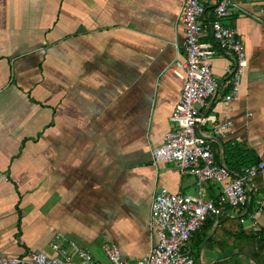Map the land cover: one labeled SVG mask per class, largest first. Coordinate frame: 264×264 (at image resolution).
Masks as SVG:
<instances>
[{
  "label": "crops",
  "instance_id": "obj_1",
  "mask_svg": "<svg viewBox=\"0 0 264 264\" xmlns=\"http://www.w3.org/2000/svg\"><path fill=\"white\" fill-rule=\"evenodd\" d=\"M182 1L0 0V257H52L58 241L99 264H109L102 246H114L132 264L156 241V191L196 192L192 177L151 158L183 86L171 71L185 56ZM263 8L248 0L223 22L238 31L247 67L238 100L225 102L228 56L212 61L218 91L197 132L219 163L238 145L264 164ZM224 121L219 138L212 127ZM253 185L248 207H220L192 236L197 264H264V170ZM202 188L207 198L219 191Z\"/></svg>",
  "mask_w": 264,
  "mask_h": 264
},
{
  "label": "built area",
  "instance_id": "obj_2",
  "mask_svg": "<svg viewBox=\"0 0 264 264\" xmlns=\"http://www.w3.org/2000/svg\"><path fill=\"white\" fill-rule=\"evenodd\" d=\"M248 0H183L180 20L184 26V59H175L171 71L182 81V91L174 107L171 129L161 145L151 151L152 164H173L179 175L195 180L194 194H172L156 191L150 204V227L156 239L146 257L132 264H197L189 243L211 217L218 216L220 207L242 209L250 204L254 179L264 170L263 163L241 168L235 173L215 160L210 142L197 132L199 113L206 101L218 91L212 74V61L218 53L228 56L224 67L229 92L225 102L239 98L242 75L247 67L243 42L238 31L223 22L231 9H240ZM211 18H206L207 10ZM264 13V8L261 9ZM206 37H209L206 40ZM230 121L215 124L212 129L224 138ZM219 186L213 198H207L203 184ZM54 256L27 253L20 257H0V264H99L90 251L72 246L62 248L58 241L50 245ZM109 264H129L114 246H102Z\"/></svg>",
  "mask_w": 264,
  "mask_h": 264
},
{
  "label": "trees",
  "instance_id": "obj_3",
  "mask_svg": "<svg viewBox=\"0 0 264 264\" xmlns=\"http://www.w3.org/2000/svg\"><path fill=\"white\" fill-rule=\"evenodd\" d=\"M232 172H239L241 168L257 164L252 154L238 145H226L222 162Z\"/></svg>",
  "mask_w": 264,
  "mask_h": 264
},
{
  "label": "rangeland",
  "instance_id": "obj_4",
  "mask_svg": "<svg viewBox=\"0 0 264 264\" xmlns=\"http://www.w3.org/2000/svg\"><path fill=\"white\" fill-rule=\"evenodd\" d=\"M196 234H197V233L194 234V236H195V239H194V240H195V241L197 240V239H196ZM194 236H193V238H194ZM190 243H191V241H190ZM193 251H194V248H193ZM195 252H196V251H195Z\"/></svg>",
  "mask_w": 264,
  "mask_h": 264
}]
</instances>
